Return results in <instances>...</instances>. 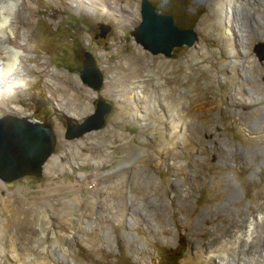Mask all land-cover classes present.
<instances>
[{
	"label": "rangeland",
	"instance_id": "374dc122",
	"mask_svg": "<svg viewBox=\"0 0 264 264\" xmlns=\"http://www.w3.org/2000/svg\"><path fill=\"white\" fill-rule=\"evenodd\" d=\"M25 1L31 51L11 80L26 86L3 92L0 119L48 117L58 145L41 180L0 181V264H264V1L238 0L229 37L227 2L149 0L198 36L170 58L131 36L142 0ZM87 52L99 93L80 78ZM58 72L77 79L70 103ZM98 99L113 106L103 129L67 142L65 116Z\"/></svg>",
	"mask_w": 264,
	"mask_h": 264
},
{
	"label": "water",
	"instance_id": "95a60500",
	"mask_svg": "<svg viewBox=\"0 0 264 264\" xmlns=\"http://www.w3.org/2000/svg\"><path fill=\"white\" fill-rule=\"evenodd\" d=\"M201 1H196L200 3ZM141 23L131 32L136 43L152 56L172 57L176 49L194 47L199 39L194 29H182L172 15L163 14L149 0H142ZM111 27L100 25V37L106 38ZM264 61V46L256 52ZM81 81L92 91L99 93L105 77L94 56L84 55ZM95 111L82 120L65 116L67 142L79 140L103 129L113 106L104 99H98ZM58 137L52 121L34 122L26 117L6 116L0 119V181L12 184L24 178L41 180L44 167L54 155Z\"/></svg>",
	"mask_w": 264,
	"mask_h": 264
},
{
	"label": "bare ground",
	"instance_id": "6f19581e",
	"mask_svg": "<svg viewBox=\"0 0 264 264\" xmlns=\"http://www.w3.org/2000/svg\"><path fill=\"white\" fill-rule=\"evenodd\" d=\"M18 1L19 0H0V78H1L0 82L4 83V86L0 88V98L2 97L3 92L5 94L7 93L8 95L14 93L16 94L19 88L26 86V83L23 81L11 80L12 75H15L17 73H22L25 71V66H26L25 64L27 61H22L20 56L21 55L27 56V53L31 51V49L27 50L25 48V44L23 42L26 43L27 41H24V35L21 33V31L18 28L19 26L18 20H22L21 17L23 14L21 13L17 15L15 13V8L17 7ZM68 1L72 2L73 0H68ZM263 1L264 0H262L261 2L263 3ZM222 2L223 3L227 2V4L229 5L228 15L230 16L227 19L228 21L226 26V36L229 37L231 35L234 36L233 32L235 31L231 29V27L233 26L231 22V16L235 15V12H237L236 9L239 6L240 1L222 0ZM24 7H25L24 10L32 12L33 10L32 0H26ZM127 9H130V7L127 6ZM236 15L238 14L236 13ZM254 21L256 26L257 24H259L260 26L264 27V19L262 17L257 16ZM135 22H139V18L135 19L134 23ZM206 22L207 19L203 18L201 20V25L205 24ZM235 30L237 31V33L240 34L241 37L240 43L242 44V47H244L245 44L244 33H242L241 29H239V27L237 26H235ZM138 61L139 59L136 60V62ZM161 63L163 62H160V64ZM138 66H139L138 69L143 67L141 65ZM33 70L34 69L30 68L28 69V72L30 73ZM55 79H57V81L59 80L58 82L55 83L56 85H58L57 88L55 87L56 88L55 90L61 92L60 96L63 99L68 100L69 103L72 102L73 99H69V98L71 96L70 94L72 89L76 88L77 79L74 80L70 76L64 75L61 72H58V74L55 76Z\"/></svg>",
	"mask_w": 264,
	"mask_h": 264
},
{
	"label": "flooded vegetation",
	"instance_id": "af4514ba",
	"mask_svg": "<svg viewBox=\"0 0 264 264\" xmlns=\"http://www.w3.org/2000/svg\"><path fill=\"white\" fill-rule=\"evenodd\" d=\"M174 18V17H173ZM175 19V18H174ZM175 23H176V25H178L180 28H182V29H185L181 24H179L177 21H176V19H175Z\"/></svg>",
	"mask_w": 264,
	"mask_h": 264
}]
</instances>
